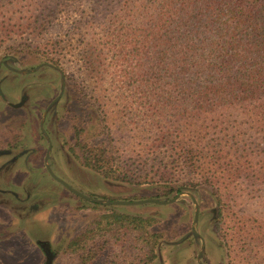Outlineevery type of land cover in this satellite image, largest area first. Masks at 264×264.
Instances as JSON below:
<instances>
[{"label":"trees","instance_id":"obj_1","mask_svg":"<svg viewBox=\"0 0 264 264\" xmlns=\"http://www.w3.org/2000/svg\"><path fill=\"white\" fill-rule=\"evenodd\" d=\"M69 1L55 0L53 10L69 7ZM22 2L0 0V53L13 50L10 42L24 34L20 29L30 28L31 20L17 25L4 11ZM92 3L90 11L106 40L92 48L83 33L84 56L103 54L108 46L114 60H125L124 77L130 76L135 86L130 98L141 94L138 100L146 125L140 128L144 135L140 140L145 143L127 159L110 142H85L77 135V159L108 181L170 183L167 196L184 170L190 180L182 185L210 188L217 200L215 228L226 241L231 261L240 263L237 259L246 239L264 240L262 229L240 215L232 202L239 183H264V0ZM36 21L45 25L43 19ZM46 44L36 48L56 51L61 41L52 38ZM119 108L111 119L119 120ZM112 134L109 130L107 136L113 139ZM254 137L260 139L255 147L249 142ZM131 138L132 147L138 146L137 138ZM255 156L259 158L254 160ZM156 222L152 216L114 209L101 215L95 227L71 239L70 248L82 245L80 264H151L161 236L154 228ZM39 245L46 256L44 264L48 258L54 264L57 253L51 243Z\"/></svg>","mask_w":264,"mask_h":264},{"label":"rangeland","instance_id":"obj_2","mask_svg":"<svg viewBox=\"0 0 264 264\" xmlns=\"http://www.w3.org/2000/svg\"><path fill=\"white\" fill-rule=\"evenodd\" d=\"M71 2H68L69 7L58 6L53 10L55 0H25L10 12L4 10L17 25L30 20L31 24L30 28L20 29L19 33L24 34H19L10 42L14 47L11 52L0 53V62L12 58L15 60L13 66L18 69L12 72L4 66L0 67V78L7 77L2 89L7 103L18 102L21 90L31 94V99L24 108L15 109L0 97V148L9 147L12 140L18 139L19 151L31 149V161L24 162L23 157L18 162L14 169V183L8 187L26 201L10 197L0 201V264H44L46 256L39 241L51 243L57 253L54 264H80L82 245L73 250L70 248L71 239L95 227L101 215L114 209L152 216L157 220L154 228L161 236L156 259L151 264H236L231 261L226 241L215 228L216 198L205 185H182L190 180L184 170L171 183L176 189L180 186L181 190L177 192L175 189L167 196L164 193L169 190L170 183L132 185L112 182L80 164L76 156L80 151L76 145L77 135H81L84 141L110 142L128 159L131 155L135 156V151L138 152L141 144L145 143L140 140L144 136L140 128L146 125V118L138 100L140 92L136 94L137 98H130L135 86L131 84L130 76L127 80L124 77L127 69L125 60H114L108 46L104 47L103 54L94 52L84 56L85 45L81 44L83 33H87L86 39L92 48L99 47L106 40L104 30L96 25L95 13L90 11L94 9L93 0ZM36 16L39 18L36 19ZM39 19H43L45 25L39 26L41 22L36 21ZM52 38L61 41L56 51L52 47L49 50L36 48L44 46ZM51 49L54 54L50 53ZM51 56L54 59L50 62L48 59ZM42 63H53L58 68L42 65L31 73L22 72ZM61 71L65 74L63 93ZM58 96V102L44 119L46 107ZM116 107H120L119 120L111 119ZM43 119L44 124L41 125ZM135 125L137 128L131 131ZM41 127L52 142L48 164L56 175L81 192L105 201L178 199L169 204L105 205L76 195L48 172L45 157L49 141ZM109 130L115 132L113 139L107 136ZM131 136L137 138L138 146L132 147L135 143H130ZM250 141L254 147L260 144L257 137ZM258 158L255 156L254 160ZM238 185L233 206L256 228L262 229L260 235L263 236L264 183ZM30 190L31 198H26V192ZM189 193L199 204L196 223L199 239L191 234L196 205ZM258 239L244 241L237 259L240 263L237 264H264V240ZM201 251L203 257L199 259Z\"/></svg>","mask_w":264,"mask_h":264},{"label":"flooded vegetation","instance_id":"obj_3","mask_svg":"<svg viewBox=\"0 0 264 264\" xmlns=\"http://www.w3.org/2000/svg\"><path fill=\"white\" fill-rule=\"evenodd\" d=\"M14 63H15V60L10 58V59L6 60L5 62L1 63L0 67L4 66L8 70H10L12 72H16V71H18V69H16L13 66ZM6 79H7V77L0 78V88H1L0 97L2 98L3 101H5L7 103V96H6V94L4 93V91L2 89V83ZM3 94H4L5 98L3 97ZM30 99H31V94H29V93L27 94L23 90H21V92H20V100L18 102L23 101V105H21L19 107H14L10 103H15V102H11V101L8 102L7 104H8V106H10L12 108L20 109V108H24L30 102ZM58 100H59V98H58ZM58 100L56 102H54V103H52L53 102L52 101L46 107L44 119H46L48 114L53 110V108L56 105V103L58 102ZM18 102H16V103H18ZM29 112H31V109H29ZM44 119L42 120L41 125L44 124ZM41 129H43V128L41 127ZM43 134H44V136L46 137V139L48 141V138H50L48 133L47 132L46 133L43 132ZM50 140H51V138H50ZM18 148H19V140L18 139L15 140V141L12 140V142L10 143L9 147L7 146V147H4V148H0V201L1 202L3 200H5L6 197H10L13 200L16 199L17 201H20V199H21L22 202L26 201V199L23 200V198H21V195L17 191L13 190L12 188H8L10 185L12 186V184L14 183V169H15L16 165H18V162L23 157H24V162L31 161V154H30L31 153V149L28 148V149H25L23 151H19ZM51 150H52V148H51ZM51 150H50V153H51ZM50 157H51V155L49 156L48 161H49ZM26 194H27L26 198H31V190L27 191ZM6 201L8 202L9 199L6 200ZM199 238H201V237L198 236V239ZM39 242H44V241H39ZM202 257H203V252L200 255H198L199 259H202Z\"/></svg>","mask_w":264,"mask_h":264},{"label":"water","instance_id":"obj_4","mask_svg":"<svg viewBox=\"0 0 264 264\" xmlns=\"http://www.w3.org/2000/svg\"><path fill=\"white\" fill-rule=\"evenodd\" d=\"M6 60L5 59L2 60L0 62V65H1V63L5 62ZM42 65H49L51 67L58 68L56 65H53V64H50V63H42L41 65L35 67L34 69L23 70L22 72H26V73L33 72V71L37 70ZM61 80H62V93H63V91L65 89V74L62 71H61ZM0 91H1V88H0ZM3 97L5 98L4 94H3ZM58 98L59 97H57L52 103L56 102L58 100ZM10 104L12 106H14V107H19V106L23 105V101H20L18 103H10ZM42 131L44 133H46V131L44 129H42ZM48 141H49V147H48V151H47L46 157H45V164H46L47 170L49 171V173L51 174V176L54 179H56L57 181L62 183L67 189H69L70 191H72L76 195H78V196H80V197H82V198H84L86 200H89V201H92V202H95V203H98V204H105V205H135V204H144V203L169 204V203L175 202L178 199V197H173L171 199H164V200L159 199V198H146V199H137V200L114 199V200H106L105 201L103 199L93 198V197L81 192L80 190L76 189L71 184H69L66 180L62 179L61 177H59L58 175H56L54 173V171L52 170L51 166L47 162L48 158L50 156V150L52 148V143H51L50 138H48ZM189 194L193 198L194 203L196 205L195 218H194V223H193V226H192L191 234H194L195 236H199V232L196 229V223L198 222L199 213H200L199 204H198L196 198L191 193H189ZM203 249H204V246H203L202 250ZM201 253H202V251L200 252V254ZM48 264H50V259L49 258H48ZM200 264H202V263L200 262Z\"/></svg>","mask_w":264,"mask_h":264}]
</instances>
